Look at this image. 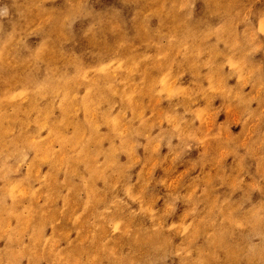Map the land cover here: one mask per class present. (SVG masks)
I'll return each mask as SVG.
<instances>
[{
    "label": "rangeland",
    "instance_id": "1",
    "mask_svg": "<svg viewBox=\"0 0 264 264\" xmlns=\"http://www.w3.org/2000/svg\"><path fill=\"white\" fill-rule=\"evenodd\" d=\"M0 264H264V0H0Z\"/></svg>",
    "mask_w": 264,
    "mask_h": 264
}]
</instances>
